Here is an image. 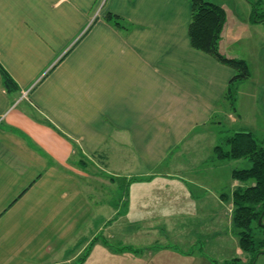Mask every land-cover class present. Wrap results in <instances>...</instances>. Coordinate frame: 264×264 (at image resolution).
Masks as SVG:
<instances>
[{
	"label": "crops",
	"instance_id": "obj_1",
	"mask_svg": "<svg viewBox=\"0 0 264 264\" xmlns=\"http://www.w3.org/2000/svg\"><path fill=\"white\" fill-rule=\"evenodd\" d=\"M190 17V0H0V68L16 84L7 89L0 70V264H76L86 251L79 264H94L90 256L107 249L94 244L98 234L103 244L116 238L112 203H124L100 185L124 177L142 179L133 187L144 184L143 194L170 188L129 194L124 213L138 214V241L154 235L156 220L168 236L203 245L111 244L116 264H141L155 250L169 252L166 264L248 262L232 213L224 233L233 243L221 238L226 197L214 153L220 116L241 120L225 113L235 72L190 45ZM223 47L220 38L229 56ZM203 150L218 163L196 160Z\"/></svg>",
	"mask_w": 264,
	"mask_h": 264
},
{
	"label": "rangeland",
	"instance_id": "obj_2",
	"mask_svg": "<svg viewBox=\"0 0 264 264\" xmlns=\"http://www.w3.org/2000/svg\"><path fill=\"white\" fill-rule=\"evenodd\" d=\"M214 3L219 4L224 8L225 11V22L223 24V27L220 31V38L222 39V42H224L225 50L229 53V57H235V58H242L246 61L248 70L250 72V75L248 78L238 81L236 83L237 92L241 94L240 101L235 104V107H230V109H226L225 113L230 112L233 115L241 116V120L236 123L229 122V119L226 118V115L223 114L220 116L219 120L220 123L218 125L219 127V134L220 138L223 135H226L227 133H231L233 130L238 129H247L254 133V135L258 139H262L264 137V23L261 21H254V18L256 16L261 17L264 16V0H260L259 4H257V1L259 0H208ZM236 103V102H235ZM219 138V140H220ZM218 140V141H219ZM205 151L203 150L202 155H196L194 158L197 159H203L201 161V164L208 163H218L216 160L213 162L212 157H209L208 159H205L204 157ZM172 158V157H170ZM210 160V161H206ZM170 163V162H167ZM249 161L242 157L239 159H222L221 160V169H220V177L219 181L221 184V195L225 196V201L222 202L220 206V213L222 214V218L220 221L221 225V231L223 233L226 231L227 225L230 226V218L231 213L233 210V201L231 202L232 198L231 195L233 194L232 191L236 190V188L232 187L231 184V170L233 168H245L249 166ZM166 162L162 163L158 168L161 170L166 169ZM168 166V165H167ZM145 167L141 162L137 163L135 166V172L138 171H144ZM130 171V170H126ZM128 173H123L124 176H126ZM217 177L218 171L215 172V174L210 175V179H213V177ZM112 177L109 175V177H105L108 181H112ZM118 179V178H117ZM120 179V178H119ZM160 178H155L157 182L165 181V180H159ZM214 180V179H213ZM236 181H239L235 179ZM122 183L118 184L114 182L113 184L109 182L107 186L100 185L105 187V194H108L110 199H112L111 196H117L122 198L123 204L116 205V203H112L113 209L115 211H120L118 214L115 215V218L112 219L109 222L110 229L112 232L116 234V238L110 239L108 242L109 244H103V236L104 232H101L98 234L97 239H95L94 244L103 245L106 247V251H112L113 249L110 247L111 244L117 245L119 243L123 244H139L141 241V244L145 242V244L153 243L152 246L157 249H164L165 245L170 244L173 248H176V246L182 247V248H188L189 246L194 249L193 244H196V242L199 245H203V243H200L201 239L196 236L195 242H192L191 240L184 239L181 237H170L167 234H165V230L160 229L159 226L162 224L163 221H154L155 225L159 228H156L157 230H154V235L151 237L146 236L140 237V241L136 239L133 235V230L131 227L132 219L133 217L138 216V214H126L124 213L125 210H127V204H129L127 201L129 194L132 195H139L141 196L143 192L146 190V186L144 184L135 185L133 187V184L137 183L138 181H142L136 178L133 179H127L126 177L121 179ZM137 181V182H136ZM168 183V182H167ZM244 184L242 183L241 186ZM156 189L161 190L159 193L156 191ZM170 188L167 186H161V187H153L152 189H147V192L143 195H153L156 196V194H159L160 196H165L169 194ZM142 195V196H143ZM113 201V200H112ZM165 201V200H163ZM231 202V204H230ZM230 204V207H229ZM211 208L213 207V204H210ZM216 206V204L214 205ZM228 212V214H227ZM227 218H226V214ZM200 221L208 220L209 217H205L203 215H199ZM225 218V219H224ZM261 223L264 224V210L261 212ZM258 223V221H257ZM128 224V225H127ZM208 222L205 224L207 225ZM262 232L258 234L260 237H264V228L261 230ZM192 233V231H191ZM118 234V235H117ZM156 234V235H155ZM193 234V233H192ZM191 235V234H190ZM188 235V236H190ZM197 235V234H195ZM236 239L237 237L234 236ZM148 238H151L149 242H146ZM224 238V245H231L233 241H231V237L228 235L223 234ZM220 238V239H221ZM144 240V241H142ZM223 241V240H222ZM91 246H89V249ZM88 249V250H89ZM98 249V248H95ZM154 251L151 254L146 256L144 254L145 259H143V256L140 257L139 262L141 264H166L167 257L169 255V252L167 251ZM103 252L100 255L96 254L94 252L92 256H90V262L100 263V264H116V257L112 256V254L107 255V252ZM191 253V251L185 252L184 254ZM104 254V255H103ZM245 254V257H247L248 262L247 263H236L235 264H249V260L252 257L250 254ZM80 259V257L78 258ZM169 260H171L169 258ZM178 260V259H177ZM190 260L183 261L182 264H193ZM96 262V263H95ZM61 264H64L63 262ZM73 264V263H72ZM92 264V263H90ZM139 264V263H135ZM171 264V263H168ZM250 264H264V254L258 253L255 256V259Z\"/></svg>",
	"mask_w": 264,
	"mask_h": 264
},
{
	"label": "trees",
	"instance_id": "obj_3",
	"mask_svg": "<svg viewBox=\"0 0 264 264\" xmlns=\"http://www.w3.org/2000/svg\"><path fill=\"white\" fill-rule=\"evenodd\" d=\"M260 0L257 1L259 4ZM191 17L188 26L190 45L200 50L218 62L232 68L235 74L231 77L225 93V98L231 107H235L237 94L236 83L249 77L247 63L242 58L229 57L219 50L220 31L225 22V11L222 6L208 0H190ZM107 20L119 25V17L107 13ZM254 21L264 23V16ZM3 84L7 89H15L16 84L10 75L1 67ZM215 157L219 159L246 158L249 166L234 168L232 178L239 180L243 186L233 191L232 201V229L237 235L241 250L252 257L249 264L258 253L264 254V237L258 236L264 224L257 221L264 210V137L258 139L254 133L247 129L234 130L223 135L214 147ZM87 256V251L77 260L82 262ZM239 259H234L238 261ZM234 261L225 264H235Z\"/></svg>",
	"mask_w": 264,
	"mask_h": 264
},
{
	"label": "water",
	"instance_id": "obj_4",
	"mask_svg": "<svg viewBox=\"0 0 264 264\" xmlns=\"http://www.w3.org/2000/svg\"><path fill=\"white\" fill-rule=\"evenodd\" d=\"M261 217V216H260ZM259 217L258 219V224H261V218Z\"/></svg>",
	"mask_w": 264,
	"mask_h": 264
},
{
	"label": "built area",
	"instance_id": "obj_5",
	"mask_svg": "<svg viewBox=\"0 0 264 264\" xmlns=\"http://www.w3.org/2000/svg\"><path fill=\"white\" fill-rule=\"evenodd\" d=\"M25 94V93H24Z\"/></svg>",
	"mask_w": 264,
	"mask_h": 264
}]
</instances>
